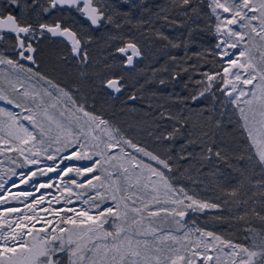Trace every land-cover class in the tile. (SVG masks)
Returning a JSON list of instances; mask_svg holds the SVG:
<instances>
[{"label": "snow or ice", "instance_id": "obj_1", "mask_svg": "<svg viewBox=\"0 0 264 264\" xmlns=\"http://www.w3.org/2000/svg\"><path fill=\"white\" fill-rule=\"evenodd\" d=\"M0 145V264H264V0H0Z\"/></svg>", "mask_w": 264, "mask_h": 264}, {"label": "rangeland", "instance_id": "obj_2", "mask_svg": "<svg viewBox=\"0 0 264 264\" xmlns=\"http://www.w3.org/2000/svg\"><path fill=\"white\" fill-rule=\"evenodd\" d=\"M150 3L152 4H163L165 0H149ZM14 111H18L17 109L13 108ZM246 135V133H245ZM3 145H0V148H3ZM13 159H15V156H13ZM67 166V165H65ZM13 167L11 160L7 158V156L4 155V153L0 152V182H3L4 184L7 185L5 189H0V195H3L4 191H10L14 193H19V192H24V191H33L34 197L35 198V189L33 185L39 183L38 179L30 178L32 179V185L29 184H24L21 185L19 184L18 177L12 176V175H6L5 171L7 168ZM17 171H23L22 168H17ZM260 177L258 176L257 179ZM11 181V183H9ZM14 185V186H13ZM196 187V186H192ZM198 190L201 192V194L206 195V196H212V195H219V193H213L212 191L205 190L204 185H199ZM48 195L51 196L52 194H55L56 189L55 188H50L47 190ZM212 202H215L213 200ZM76 201H73V206H75ZM161 204L163 206V198H161ZM0 206H7V207H16L18 206L15 202L7 201L6 199L4 201H0ZM220 215L219 213L216 212H210L209 217H200V216H190L189 217V222L192 220H195L197 224L202 226V222L205 219H209L212 216ZM211 223V220H209ZM253 227H260L259 221L255 220L253 221ZM245 227V224L240 221V222H233L231 224L228 223H221V224H214L210 230H214L217 232V234L221 235L224 239H232L234 242H239L242 240L244 232L243 229ZM227 251H230V249H226Z\"/></svg>", "mask_w": 264, "mask_h": 264}, {"label": "trees", "instance_id": "obj_3", "mask_svg": "<svg viewBox=\"0 0 264 264\" xmlns=\"http://www.w3.org/2000/svg\"><path fill=\"white\" fill-rule=\"evenodd\" d=\"M155 1V0H154ZM193 63H195V61H193ZM198 78V77H197ZM238 135H239V133H238ZM244 136L246 137V135L244 134ZM241 141H242V144H244V143H247V141L242 137L241 138ZM258 177V176H257ZM191 186H196V185H191Z\"/></svg>", "mask_w": 264, "mask_h": 264}]
</instances>
